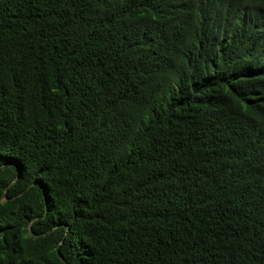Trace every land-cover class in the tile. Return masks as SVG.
Returning <instances> with one entry per match:
<instances>
[{
	"label": "trees",
	"instance_id": "1",
	"mask_svg": "<svg viewBox=\"0 0 264 264\" xmlns=\"http://www.w3.org/2000/svg\"><path fill=\"white\" fill-rule=\"evenodd\" d=\"M0 264H264V0H0Z\"/></svg>",
	"mask_w": 264,
	"mask_h": 264
}]
</instances>
